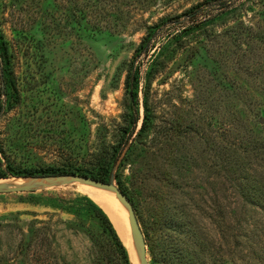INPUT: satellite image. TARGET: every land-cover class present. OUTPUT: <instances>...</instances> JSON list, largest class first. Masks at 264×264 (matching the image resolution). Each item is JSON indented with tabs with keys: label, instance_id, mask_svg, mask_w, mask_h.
Masks as SVG:
<instances>
[{
	"label": "rangeland",
	"instance_id": "rangeland-1",
	"mask_svg": "<svg viewBox=\"0 0 264 264\" xmlns=\"http://www.w3.org/2000/svg\"><path fill=\"white\" fill-rule=\"evenodd\" d=\"M202 1L0 0L15 86L0 85V146L22 167H91L125 143L113 172L135 204L148 264H264V0L225 10L212 1L186 16ZM9 179L27 182L0 183ZM89 186L0 193V264L29 263L16 251L34 219L49 264H121L91 225L52 206L56 195L95 201Z\"/></svg>",
	"mask_w": 264,
	"mask_h": 264
},
{
	"label": "trees",
	"instance_id": "trees-1",
	"mask_svg": "<svg viewBox=\"0 0 264 264\" xmlns=\"http://www.w3.org/2000/svg\"><path fill=\"white\" fill-rule=\"evenodd\" d=\"M212 1H219L217 8L225 10L224 8L231 6L233 0H204L195 6L191 7L186 16L194 18L198 13L205 10V7L211 5ZM221 10V11H222ZM220 11V13H221ZM223 12V11H222ZM219 13V11H218ZM211 21L212 18L207 19ZM165 22L160 20L159 23H155L147 27V35L142 39L138 46V53L147 50L151 38L155 35L156 31ZM189 28V27H188ZM10 54L8 51V46L6 42H0V85L1 83L6 86L10 85L11 88H15L13 79L11 78V68ZM139 69L137 66H133V60L130 62L128 73L125 79L126 92L128 94L129 100L131 102L132 110L135 112L137 108V96L139 88ZM1 106V103H0ZM137 117L132 118L130 121V129L126 132L128 133L127 139L130 137L134 126L137 123ZM148 124L147 117H144L141 122L140 133L144 131ZM126 142V140H124ZM125 143L114 147L110 153L102 155L98 158L91 167H81L73 163L66 162L59 166H48V167H22L16 164L0 146V178L8 177H35L44 175H57L64 173H71L76 175H82L85 177H90L99 181H109L113 168L122 152V147ZM123 160V158H122ZM122 163L120 161L119 165ZM114 179L118 184V187L125 193L132 203L136 214V207L131 196H129L126 187L122 184L119 174L117 171L114 173ZM52 206L58 210L64 211L65 213L77 218L83 224L91 225L99 235H101L106 243L107 249L112 253L113 256L117 257V260L121 264H130L127 250L123 245L121 239L119 238L111 220L105 211L91 198L87 195H81L79 193L73 194V196L56 195L50 197ZM42 221L39 219H34L30 224L31 231L28 234L27 239L25 238L23 243L18 247L16 251L18 259L24 258L22 260L28 259V264H49L48 252L51 248V243L45 242L48 240L47 234H45L43 227L39 226ZM166 253H169V249H165ZM170 254V253H169ZM167 254L168 259L170 255ZM20 256V257H19ZM172 264H174L172 262ZM177 264V262H176Z\"/></svg>",
	"mask_w": 264,
	"mask_h": 264
},
{
	"label": "water",
	"instance_id": "water-1",
	"mask_svg": "<svg viewBox=\"0 0 264 264\" xmlns=\"http://www.w3.org/2000/svg\"><path fill=\"white\" fill-rule=\"evenodd\" d=\"M261 123H264V119H261ZM16 178L27 180V182L16 186H12L5 182H2L0 183V193L25 192L40 187H60L65 185H71L74 183L89 184L115 193L118 196L119 201L125 206L127 211L128 223L132 240L138 249V264H148L146 257V241L144 238V234L142 232V229L140 227V224L138 222L129 197L122 192V190L118 187L114 179V172H112V175L109 181L107 182L71 173ZM104 204L108 209H112V205H110L109 203L106 202Z\"/></svg>",
	"mask_w": 264,
	"mask_h": 264
},
{
	"label": "bare ground",
	"instance_id": "bare-ground-1",
	"mask_svg": "<svg viewBox=\"0 0 264 264\" xmlns=\"http://www.w3.org/2000/svg\"><path fill=\"white\" fill-rule=\"evenodd\" d=\"M5 183L12 185V186L22 184V182L16 181V179H9V180L5 181ZM74 184H76V183H74ZM98 188H100V187H98ZM100 189H103V188H100ZM87 191L91 194L92 198L95 201H97L98 203H100L101 205H103L104 209L109 213L110 218L114 222L115 227H116L120 237L122 238L123 242L126 245V249H127L131 264H138V249L132 240V236H131V232H130V228H129V223L127 221V215H126L127 211H126L125 206L119 201L118 196L113 192L109 191L116 198V200L120 206L117 203H115L114 201H111L112 203H110V201L108 199L104 198L105 194H103V192H101L103 190H98L96 188V186L95 187L89 186V189H87ZM106 202L109 203L110 205H112L111 206L112 209H108L105 206L104 203H106Z\"/></svg>",
	"mask_w": 264,
	"mask_h": 264
}]
</instances>
